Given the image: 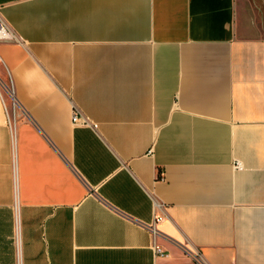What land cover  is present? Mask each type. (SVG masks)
<instances>
[{
    "label": "crops",
    "instance_id": "crops-1",
    "mask_svg": "<svg viewBox=\"0 0 264 264\" xmlns=\"http://www.w3.org/2000/svg\"><path fill=\"white\" fill-rule=\"evenodd\" d=\"M260 10L0 0V264H264Z\"/></svg>",
    "mask_w": 264,
    "mask_h": 264
},
{
    "label": "built area",
    "instance_id": "built-area-1",
    "mask_svg": "<svg viewBox=\"0 0 264 264\" xmlns=\"http://www.w3.org/2000/svg\"><path fill=\"white\" fill-rule=\"evenodd\" d=\"M0 28H2L5 32H0V39H14L13 32L11 31L10 27L7 25V23L2 19L0 16ZM73 121H78L80 119V116L77 114V111L74 110L73 116H72ZM235 169L241 168V164L239 162H236L234 165ZM150 230L153 234V236L156 234V229L154 227V224H151ZM154 251L159 252V247L157 245H153ZM191 258L193 260V264H205L203 261L201 254L198 251L191 252Z\"/></svg>",
    "mask_w": 264,
    "mask_h": 264
},
{
    "label": "rangeland",
    "instance_id": "rangeland-1",
    "mask_svg": "<svg viewBox=\"0 0 264 264\" xmlns=\"http://www.w3.org/2000/svg\"><path fill=\"white\" fill-rule=\"evenodd\" d=\"M260 17H261V15H262V22H261V27L262 28H264V11H262V10H260ZM259 34H261V35H264V32H258Z\"/></svg>",
    "mask_w": 264,
    "mask_h": 264
},
{
    "label": "bare ground",
    "instance_id": "bare-ground-1",
    "mask_svg": "<svg viewBox=\"0 0 264 264\" xmlns=\"http://www.w3.org/2000/svg\"><path fill=\"white\" fill-rule=\"evenodd\" d=\"M0 32H5L2 28H0Z\"/></svg>",
    "mask_w": 264,
    "mask_h": 264
}]
</instances>
